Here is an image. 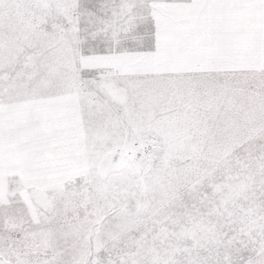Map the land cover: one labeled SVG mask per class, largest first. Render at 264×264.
<instances>
[{
    "label": "snow or ice",
    "instance_id": "1",
    "mask_svg": "<svg viewBox=\"0 0 264 264\" xmlns=\"http://www.w3.org/2000/svg\"><path fill=\"white\" fill-rule=\"evenodd\" d=\"M0 264H264V0H0Z\"/></svg>",
    "mask_w": 264,
    "mask_h": 264
}]
</instances>
